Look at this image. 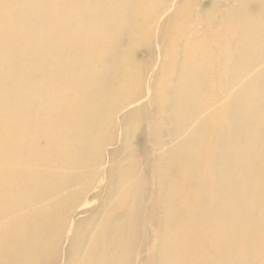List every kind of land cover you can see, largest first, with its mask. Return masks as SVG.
I'll use <instances>...</instances> for the list:
<instances>
[{
    "label": "bare ground",
    "instance_id": "bare-ground-1",
    "mask_svg": "<svg viewBox=\"0 0 264 264\" xmlns=\"http://www.w3.org/2000/svg\"><path fill=\"white\" fill-rule=\"evenodd\" d=\"M0 264H264V0H0Z\"/></svg>",
    "mask_w": 264,
    "mask_h": 264
}]
</instances>
